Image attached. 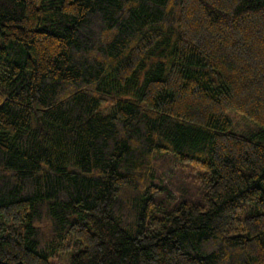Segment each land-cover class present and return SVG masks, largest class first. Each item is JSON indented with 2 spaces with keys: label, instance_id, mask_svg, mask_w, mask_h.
Returning <instances> with one entry per match:
<instances>
[{
  "label": "trees",
  "instance_id": "obj_1",
  "mask_svg": "<svg viewBox=\"0 0 264 264\" xmlns=\"http://www.w3.org/2000/svg\"><path fill=\"white\" fill-rule=\"evenodd\" d=\"M54 257L264 264V0H0V264Z\"/></svg>",
  "mask_w": 264,
  "mask_h": 264
},
{
  "label": "rangeland",
  "instance_id": "obj_2",
  "mask_svg": "<svg viewBox=\"0 0 264 264\" xmlns=\"http://www.w3.org/2000/svg\"><path fill=\"white\" fill-rule=\"evenodd\" d=\"M228 115L232 118V122H234L235 124H241L242 125V119L238 116L239 114L237 112H235L234 110H229ZM233 126V123H232ZM64 256V255H63ZM52 262H54L55 264H67L68 263V258H65L64 261H60L57 258H51L50 259Z\"/></svg>",
  "mask_w": 264,
  "mask_h": 264
}]
</instances>
